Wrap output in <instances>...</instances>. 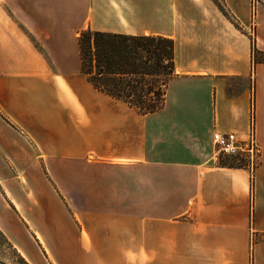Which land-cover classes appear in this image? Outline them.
I'll return each instance as SVG.
<instances>
[{"label": "crops", "instance_id": "1", "mask_svg": "<svg viewBox=\"0 0 264 264\" xmlns=\"http://www.w3.org/2000/svg\"><path fill=\"white\" fill-rule=\"evenodd\" d=\"M225 1L0 0V230L31 262L264 264V0ZM87 29L174 40L160 109L81 73ZM253 114L254 175L213 144Z\"/></svg>", "mask_w": 264, "mask_h": 264}, {"label": "trees", "instance_id": "2", "mask_svg": "<svg viewBox=\"0 0 264 264\" xmlns=\"http://www.w3.org/2000/svg\"><path fill=\"white\" fill-rule=\"evenodd\" d=\"M78 43L81 73L96 89L142 114L163 106L176 69L172 38L87 29L81 32ZM253 59L255 63L264 61V55L255 50ZM0 234L6 238L1 230Z\"/></svg>", "mask_w": 264, "mask_h": 264}, {"label": "built area", "instance_id": "3", "mask_svg": "<svg viewBox=\"0 0 264 264\" xmlns=\"http://www.w3.org/2000/svg\"><path fill=\"white\" fill-rule=\"evenodd\" d=\"M261 0H251L253 10ZM251 39L255 33L250 28ZM213 144L215 157L219 161L234 160V164L246 167L254 175L262 154V149L257 141L254 114L251 116L250 128L247 137L240 138L233 132H214Z\"/></svg>", "mask_w": 264, "mask_h": 264}, {"label": "rangeland", "instance_id": "4", "mask_svg": "<svg viewBox=\"0 0 264 264\" xmlns=\"http://www.w3.org/2000/svg\"><path fill=\"white\" fill-rule=\"evenodd\" d=\"M250 1V7L253 11H256L257 7L259 5H261V3L263 2L261 0L260 4L256 5V7L253 10V6ZM214 2L217 4V6L219 7V9L221 11H223L226 15H229V9L227 7V3L225 0H214ZM230 16V15H229ZM231 20L235 22V20L230 16ZM236 23V22H235ZM238 26V25H237ZM250 28L252 29V31L255 33V29L254 26L251 25ZM255 51V50H254ZM262 155V154H261ZM261 161V157L258 163V166L260 164ZM227 164H234V160H228V162L226 161ZM235 165V164H234ZM236 166V165H235ZM257 169V168H256ZM255 173V172H254ZM4 234V233H3ZM5 235V234H4ZM25 262H27L28 264H36L34 262H31L27 257H25V255L23 253H21L10 241L9 239L6 237H3L0 234V264H26Z\"/></svg>", "mask_w": 264, "mask_h": 264}]
</instances>
